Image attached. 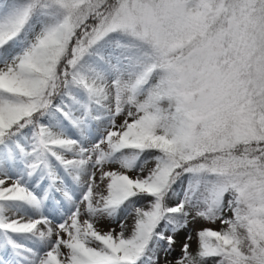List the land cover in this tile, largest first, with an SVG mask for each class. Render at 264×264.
Here are the masks:
<instances>
[{
  "label": "snow or ice",
  "instance_id": "1",
  "mask_svg": "<svg viewBox=\"0 0 264 264\" xmlns=\"http://www.w3.org/2000/svg\"><path fill=\"white\" fill-rule=\"evenodd\" d=\"M0 264H264V0H0Z\"/></svg>",
  "mask_w": 264,
  "mask_h": 264
},
{
  "label": "trees",
  "instance_id": "2",
  "mask_svg": "<svg viewBox=\"0 0 264 264\" xmlns=\"http://www.w3.org/2000/svg\"><path fill=\"white\" fill-rule=\"evenodd\" d=\"M210 227H217V226H215V225H209Z\"/></svg>",
  "mask_w": 264,
  "mask_h": 264
},
{
  "label": "rangeland",
  "instance_id": "3",
  "mask_svg": "<svg viewBox=\"0 0 264 264\" xmlns=\"http://www.w3.org/2000/svg\"><path fill=\"white\" fill-rule=\"evenodd\" d=\"M129 223H131V221H129ZM178 254V253H177Z\"/></svg>",
  "mask_w": 264,
  "mask_h": 264
}]
</instances>
